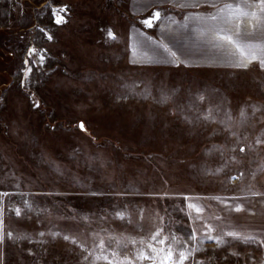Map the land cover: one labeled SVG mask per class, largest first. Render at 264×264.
Here are the masks:
<instances>
[{
    "label": "rangeland",
    "instance_id": "obj_1",
    "mask_svg": "<svg viewBox=\"0 0 264 264\" xmlns=\"http://www.w3.org/2000/svg\"><path fill=\"white\" fill-rule=\"evenodd\" d=\"M130 22L0 0L2 264H264L261 62L132 65Z\"/></svg>",
    "mask_w": 264,
    "mask_h": 264
},
{
    "label": "crops",
    "instance_id": "obj_2",
    "mask_svg": "<svg viewBox=\"0 0 264 264\" xmlns=\"http://www.w3.org/2000/svg\"><path fill=\"white\" fill-rule=\"evenodd\" d=\"M128 8L132 65L218 68L264 61V10L257 0H128Z\"/></svg>",
    "mask_w": 264,
    "mask_h": 264
},
{
    "label": "snow or ice",
    "instance_id": "obj_3",
    "mask_svg": "<svg viewBox=\"0 0 264 264\" xmlns=\"http://www.w3.org/2000/svg\"><path fill=\"white\" fill-rule=\"evenodd\" d=\"M257 3H259L260 8H261L262 10H264V0H257ZM236 7H239V5H236ZM53 11L55 12V9H53ZM254 11H255V10H254ZM158 15H159V13H157V16H158ZM62 19H63V17H61V16H57V17H56L57 22H59V21L62 20ZM150 19H151V18H150ZM149 22H150V20H149ZM111 34H112V33L109 32V35H111ZM228 39H231V37H228ZM237 47H239V45H237ZM31 51L34 52L35 49H31ZM251 58H252V59H257V57H256L255 55H253ZM244 66L246 67L247 65H244ZM260 66H261L262 68H264V61H261ZM36 104L38 105V104H39V101H37ZM79 127H80L81 129H83V128L85 127L83 121H81V122L79 123ZM190 206L195 207V205H190ZM239 207H240V205H237V208H239ZM199 210H200V209L197 208V211H199ZM17 214H19V209H17ZM116 215H118V216H122L123 213H116ZM194 234H195V230H194ZM53 235H55V233H53ZM234 235H236V234H234ZM66 238H67V237H66ZM73 239H75V238L73 237ZM211 239H219V238H218V237H211ZM101 243H103V242H101ZM80 247L83 248L84 245L81 244ZM140 254H141V255H144L143 252H141ZM171 255H172V252H171V249L169 248L168 254H167V256L165 257V259H167V258L170 257ZM105 258H107V257H105ZM184 259H185V254L182 252L181 255H180V260L182 261V260H184ZM177 264H179V262H177Z\"/></svg>",
    "mask_w": 264,
    "mask_h": 264
},
{
    "label": "built area",
    "instance_id": "obj_4",
    "mask_svg": "<svg viewBox=\"0 0 264 264\" xmlns=\"http://www.w3.org/2000/svg\"><path fill=\"white\" fill-rule=\"evenodd\" d=\"M57 16H62V15H60L59 13H57L56 14ZM54 22H57V20H56V16H55V18H54ZM58 23V22H57Z\"/></svg>",
    "mask_w": 264,
    "mask_h": 264
}]
</instances>
